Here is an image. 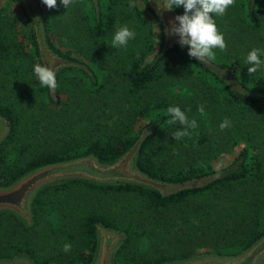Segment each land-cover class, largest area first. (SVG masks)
<instances>
[{
    "label": "trees",
    "instance_id": "1",
    "mask_svg": "<svg viewBox=\"0 0 264 264\" xmlns=\"http://www.w3.org/2000/svg\"><path fill=\"white\" fill-rule=\"evenodd\" d=\"M143 1L154 14L161 36V53L158 50L148 62L144 59L153 47L152 23L142 16L137 0L135 8L129 7L132 0H97L98 11L92 0H75L69 9L58 0V7L51 9L53 13L43 11L41 0H37L48 44L77 64L58 69V87L54 92L42 87L34 73V65L42 64V61L27 13L23 9L29 28L22 32L18 14L0 11V115L9 120V131L0 141V185H8L36 166L83 154L93 153L100 161H112L141 136L134 164L149 176L169 182L214 176L197 185L166 193L137 182H98L77 177L45 184L31 198L30 223L11 210H0V258L26 255L33 264H44L40 257L48 255L66 264H90L97 246V225L101 224L121 234L113 254L114 264H162L184 259L196 255L197 247H206L210 243L198 241L199 231L193 222L178 224L172 219H159L158 213L171 210L172 215H180L189 221L190 215L201 217L204 214L201 211L208 218L213 200L217 197L225 200L226 191L243 192L240 187L244 182L264 181L262 157L259 152L251 154L247 146L238 150L228 167L208 172H200L192 165L185 167L181 162L175 166L159 156L160 132L164 125L174 126L167 123L170 118L167 108L179 106L188 111L187 106L164 97L160 103L152 102L148 97L150 85L158 79L162 64L173 61L179 66L185 62L189 71L200 76L206 72L213 74L223 83L228 100L244 108L264 105V84L249 82L248 85L231 86L221 77V66L216 65L220 70L215 71L190 57L187 45L182 47L179 42L167 45L161 19L147 0ZM239 1L248 10L251 24L260 26L261 19L255 8L260 0L253 3L251 0ZM175 9L179 15L184 13L180 7ZM47 13L48 17H53L52 23ZM118 25L131 27L136 37L127 47L115 49L111 47V41ZM50 28H59V33L63 29L68 37L74 35V40L77 38L82 42L79 43L82 49L89 46L93 50L91 60L85 62L58 48L50 39ZM241 62L233 58L226 65L234 72L243 67ZM77 66L82 74L69 75L68 71ZM103 67L108 72L115 70L116 75L127 80L126 94L132 95L129 105L105 112L104 98L91 99L89 96L86 104L77 101L69 105L62 101L61 91L78 98L81 93H86V80L97 86L91 92L102 88L105 80L98 76L97 70ZM43 115L48 121L39 127ZM138 116L148 118L146 130L144 127L139 132L134 130ZM254 195L256 191L247 202L234 199V207L226 212L234 218L253 212L252 230L237 244L226 245L228 241H224L221 246H209L212 248L208 247V251L235 255L264 233V196L259 197L257 193L254 199ZM176 224L182 228L173 230ZM222 228L225 229L224 222ZM50 239H55L57 245L49 247ZM68 242L72 248L65 252L63 246ZM261 264H264V257Z\"/></svg>",
    "mask_w": 264,
    "mask_h": 264
},
{
    "label": "rangeland",
    "instance_id": "2",
    "mask_svg": "<svg viewBox=\"0 0 264 264\" xmlns=\"http://www.w3.org/2000/svg\"><path fill=\"white\" fill-rule=\"evenodd\" d=\"M137 3L141 8L142 16L152 23L153 47L152 51L144 59V62H148L156 55L158 50L161 53L160 27L157 24L154 14L148 10L144 1L137 0ZM41 7L43 11L50 13L51 9L42 0ZM180 8L184 12L183 6H180ZM255 8L261 19V24L258 27L251 24L248 10L242 6L239 0H234V6H230L226 10L225 15L214 16L218 31L224 34L227 49L226 51L215 49L213 57L208 61L217 66H221L223 68L220 71L221 77L234 87L239 86L240 83L248 85L249 82V84H264V68L250 75L248 72L249 66L245 63L247 54L253 48L264 49V0H260ZM0 11L20 14L23 13V7L19 0H0ZM53 16L56 18V15ZM48 18L49 22L52 23L53 17ZM79 24H82L81 21H79ZM130 29L132 30L131 27ZM60 32L62 33H59V28H52L50 32V39L58 48L69 52V54L85 62L91 60L90 53L93 50H90L89 46L86 49H82L79 44H82V42L78 41L77 38L74 40V35L68 37V33L63 29H60ZM73 46L78 47V49H74ZM233 58L242 60L241 63L243 66L234 72L226 65ZM261 59H264V56H261ZM181 60L178 59V62H181ZM173 63V61H169L161 65L162 71H159L158 79L150 85V89L148 90L150 94L148 97L152 102L158 101L160 103L164 97L165 100H172L179 103V105L187 106L191 111L189 113L186 111V114L189 119L195 118L197 120L198 128L190 130L191 136L175 140L172 134L177 129L183 130V125H164L159 135V144H161V148L158 150L159 156L168 159V162L170 164L174 163L175 166H177L178 162H181L185 167L192 165L200 172H208L210 170H219L228 167L238 150L243 146H247L251 154L259 152L264 166V105H254L250 108L238 106L228 100V94L225 93L223 83L216 80L213 74L206 72L203 76H200L193 70L189 71L187 68L188 65L185 62L181 63L183 64L182 67H180L181 64L177 66ZM75 65L77 64L75 63ZM68 72L72 76L82 74L79 67ZM97 74L105 80L102 88L91 92L97 86H92L86 80L87 84L84 83L86 93H81L78 98L75 94H67L65 91H61L62 101H66L69 105L77 103V101L86 104V98L89 96L91 99L95 97L104 98V105L106 106L105 112L113 107L118 108L129 105L132 95L126 94V79L116 75L115 70L111 72L106 71L105 67L97 70ZM60 88L61 86L59 85ZM201 104L205 108L204 115L198 112V106ZM159 110L163 111V108H159ZM52 115L56 116L53 113ZM225 118L231 122V127L221 131L219 125ZM47 121L48 117L43 115L39 127H42ZM147 122L148 118L138 116L133 124L134 130L139 132L142 127L145 129ZM201 179L203 178L198 177L192 179V181L196 182ZM260 181L244 182L240 187V189L244 190L243 192L226 191L225 200L219 199V197L214 199L213 207L208 213L210 217L208 218L203 216L206 214L205 212L200 211V213H204L201 217L190 215L189 221H186V218L180 215H172L171 210L158 213V218L172 219L178 224L193 222L199 231L198 241L204 242L205 240L206 243H210V245L206 244V247H197L196 251L198 253L196 255L204 253L215 254V252L208 251L209 246H213V244L221 246L224 241H228L226 245L232 243L237 244L239 240L243 239L252 230L255 219L253 212L248 211V215L245 217L238 215L237 218H234L232 215H226V212L234 207V199L235 201L241 199L247 202L252 197L254 191H256V196H253L254 199H256L257 193L260 194L259 197L264 196V181ZM257 190L259 191L257 192ZM238 210L240 211V208ZM209 218L210 222H208ZM212 222L213 225H211ZM223 222L225 229L222 228ZM178 224L173 225V230L175 228H182ZM172 234L173 232L170 234V237H172ZM165 235H168V233H165ZM55 239L49 240V247L52 245V248L54 245H57ZM40 261L44 264H66V262L56 260L54 257L48 255L41 256Z\"/></svg>",
    "mask_w": 264,
    "mask_h": 264
},
{
    "label": "water",
    "instance_id": "3",
    "mask_svg": "<svg viewBox=\"0 0 264 264\" xmlns=\"http://www.w3.org/2000/svg\"><path fill=\"white\" fill-rule=\"evenodd\" d=\"M19 1L32 23L42 64L52 67L55 72L65 65L75 64L76 62L58 54L48 44L37 0ZM92 1L98 11L97 0ZM147 2L161 19L167 45L179 42V36H170L166 32V29L170 27V21L179 15L177 10L175 8L171 11L158 10L156 0H147ZM253 2L254 0H251V3ZM204 64L215 71L220 70L210 61ZM8 131L9 120L4 115H0V141ZM141 137L137 138L127 150L112 161H100L93 153H88L48 162L24 172L8 185H0V210H11L27 223H30L32 219L30 203L35 192L45 184L67 178H86L98 182H137L166 193L197 185L201 181L211 179L214 176H203L201 177L203 179L196 182L192 180L169 182L149 176L134 164L136 153L143 138ZM97 234V246L90 264H114L113 254L120 241L121 234L101 224L97 225ZM263 257L264 233L249 247L235 255L204 253L162 264H261ZM0 264H33V262L26 255H19L13 258H0Z\"/></svg>",
    "mask_w": 264,
    "mask_h": 264
},
{
    "label": "clouds",
    "instance_id": "4",
    "mask_svg": "<svg viewBox=\"0 0 264 264\" xmlns=\"http://www.w3.org/2000/svg\"><path fill=\"white\" fill-rule=\"evenodd\" d=\"M49 8L58 7V0H42ZM64 7L70 8L75 0H60ZM158 10L171 11L176 7L183 6L184 13L177 15L170 21V27L166 32L170 36H179V44L183 47L189 46L188 55L201 61L203 64L211 59L214 50L226 51L227 45L224 34L218 31L214 16H223L230 6H234V0H156ZM130 8L137 7L136 0L129 4ZM39 20V18H37ZM178 22V23H177ZM136 32L127 25H118L111 41V47L118 49L127 47L130 40L135 39ZM264 49L253 48L246 57L245 63L249 66L250 75L255 74L259 69L264 68ZM34 73L38 77L40 85L51 91L58 87L55 70L47 65L37 63L34 65ZM188 111H191L189 108ZM198 112L205 114L203 104L198 106ZM167 120L169 125H183V130L177 129L172 136L175 140L191 136L190 130L198 128L195 118L189 119L188 115L179 106H169ZM231 127V122L225 118L219 125L221 131ZM72 248L71 242L65 243L63 250L69 252Z\"/></svg>",
    "mask_w": 264,
    "mask_h": 264
},
{
    "label": "crops",
    "instance_id": "5",
    "mask_svg": "<svg viewBox=\"0 0 264 264\" xmlns=\"http://www.w3.org/2000/svg\"><path fill=\"white\" fill-rule=\"evenodd\" d=\"M8 1V0H4ZM20 16V23L22 24L21 26V31L24 32L25 30H28L29 26L27 24V19L26 16L23 13L18 14Z\"/></svg>",
    "mask_w": 264,
    "mask_h": 264
},
{
    "label": "flooded vegetation",
    "instance_id": "6",
    "mask_svg": "<svg viewBox=\"0 0 264 264\" xmlns=\"http://www.w3.org/2000/svg\"><path fill=\"white\" fill-rule=\"evenodd\" d=\"M166 42V41H165Z\"/></svg>",
    "mask_w": 264,
    "mask_h": 264
}]
</instances>
